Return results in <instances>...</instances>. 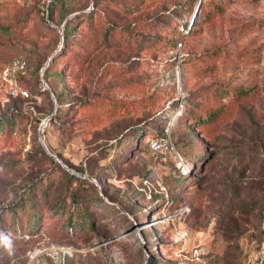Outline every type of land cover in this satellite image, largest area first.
<instances>
[{
	"label": "rangeland",
	"instance_id": "rangeland-1",
	"mask_svg": "<svg viewBox=\"0 0 264 264\" xmlns=\"http://www.w3.org/2000/svg\"><path fill=\"white\" fill-rule=\"evenodd\" d=\"M0 234V264H264V0H0Z\"/></svg>",
	"mask_w": 264,
	"mask_h": 264
},
{
	"label": "trees",
	"instance_id": "trees-1",
	"mask_svg": "<svg viewBox=\"0 0 264 264\" xmlns=\"http://www.w3.org/2000/svg\"><path fill=\"white\" fill-rule=\"evenodd\" d=\"M65 2V0H53V3L54 4H56V5H59V4H62V3H64ZM54 6V5H53ZM198 8V7H197ZM197 10V9H196ZM203 10H204V3L203 2H201V5H200V8L198 9V12L196 13L195 12V15H194V17H193V22H192V28L194 27V26H196V25H198V22H199V20L200 19H202V17H203ZM213 12H215V13H221L222 12V9L220 8V7H218L217 5L216 6H214V10H213ZM69 30V29H68ZM9 31H11V30H9ZM8 31V34L10 33ZM68 34L66 35V37H65V41H64V45H63V48L59 51V53L58 54H56L55 56H54V61H57L58 59H60V57L63 55V53H64V51L66 50V46L67 45H69V43H70V34H69V31L67 32ZM188 33H190V31H188ZM185 101V103H186V106H184L185 108V110H184V112L183 113H181L178 117H177V122L179 123V122H181L182 121V119H183V121L185 122V121H187L188 119H189V112H190V109L188 108V110H187V105L189 106V107H193V108H195V110L194 111H192V113H193V117H192V120L193 121H195V123H197V125H201V123H200V121H201V119H202V116H203V114H204V112H203V109L205 110V106L203 107V109L202 108H199L198 106H194L195 104H191V102L190 101H186V100H184ZM215 103H217V102H215ZM197 105H200V102H198L197 103ZM214 106V105H213ZM213 106H207L206 105V110L205 111H207L206 112V114L203 116L204 118V120H203V122L204 123H210V122H214L217 118H218V116L221 114V112L222 111H220V110H214L213 111ZM187 111V112H186ZM186 112V114H188V116H185L186 114H184ZM223 113V112H222ZM59 114L57 113V114H55L54 116H53V118H54V120H58L59 119ZM184 117V118H183ZM206 117V118H205ZM198 122H199V124H198ZM9 123H10V120H8V122H7V124H6V128L8 129L9 128ZM142 131L143 130H141V128H138V130L137 131H133V135L131 136V138H138L140 135H141V133H142ZM134 135H137V136H134ZM165 134H164V131L163 132H161V133H157L156 135H155V137L156 138H159V137H161V136H164ZM134 136V137H133ZM126 139H127V137H126ZM127 143H129L130 142V139H127V141H126ZM148 144H150V141L148 142ZM176 144L179 146V141H177L176 142ZM139 146H140V144H139ZM141 151V147H139V149L137 150V152H140ZM179 152V151H178ZM180 153V152H179ZM180 155H182L181 153H180ZM194 166V164L191 162V163H189V168L191 169L192 167ZM189 173H187V174H182V173H179L178 172V175H179V177H178V179H177V182H186V181H188L189 180V176H187ZM176 187L177 186H179L178 184H176L175 185ZM174 186V187H175ZM175 187V188H176ZM101 201H102V199H101ZM74 202H75V205L77 206L78 204H77V199H75L74 200ZM27 208H30V210H33V209H36L37 207L35 206V204L33 203V202H29L28 203V205H27ZM24 210V209H23ZM12 214L14 215V217L15 218H17V212H16V210H13L12 211ZM41 216V214H39V213H37V212H29L28 211V214L26 215V219L23 221V222H21V224H20V226L18 227V229H16V231H24L23 233H22V235H24V236H15L14 238H13V240L16 242L17 240L16 239H18L19 241H22L23 242V240L26 242L27 241V239H26V237L27 236H30V237H32V235L33 234H35L36 232H37V225H38V222H39V217ZM78 217H79V219L77 218V219H71L69 222H68V224H69V227L70 228H72L73 226H77V227H80L81 229H84L85 227H86V225L87 226H92V220H91V217L89 216V214H87V212H85V211H79L78 212ZM21 228V229H20ZM27 235V236H26ZM5 237H4V235L3 234H0V249H2L3 247H5L6 246V241H5V239H4ZM29 239V238H28ZM148 264H157V261L156 260H154L153 258H151L150 260H149V262H148Z\"/></svg>",
	"mask_w": 264,
	"mask_h": 264
},
{
	"label": "built area",
	"instance_id": "built-area-1",
	"mask_svg": "<svg viewBox=\"0 0 264 264\" xmlns=\"http://www.w3.org/2000/svg\"><path fill=\"white\" fill-rule=\"evenodd\" d=\"M151 148L155 153H161V154H166L168 150L173 151V153L175 154L176 169L182 174L188 173L189 167L186 160L178 152L175 151V149L169 144L166 138L162 137L152 140Z\"/></svg>",
	"mask_w": 264,
	"mask_h": 264
},
{
	"label": "water",
	"instance_id": "water-1",
	"mask_svg": "<svg viewBox=\"0 0 264 264\" xmlns=\"http://www.w3.org/2000/svg\"><path fill=\"white\" fill-rule=\"evenodd\" d=\"M200 5H201V2H200V4L198 5V8H197V10H196V13L198 12V9L200 8ZM54 115H55V114H53V115L51 116V118H52ZM43 146H44V148L46 149V151L48 152V154L52 155V154L50 153V151H48L46 145L43 144ZM52 156H53V155H52Z\"/></svg>",
	"mask_w": 264,
	"mask_h": 264
}]
</instances>
